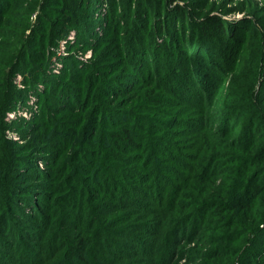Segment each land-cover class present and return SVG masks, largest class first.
<instances>
[{"label":"trees","instance_id":"1","mask_svg":"<svg viewBox=\"0 0 264 264\" xmlns=\"http://www.w3.org/2000/svg\"><path fill=\"white\" fill-rule=\"evenodd\" d=\"M12 1L0 0V24ZM144 1L109 0L102 36L91 28L73 47L93 61L53 82L43 71L79 17L68 25L41 12L40 52L7 73L45 88L28 155L16 159L10 144L1 154L0 264H264V72L249 110L211 112L243 28L204 21L190 36L206 52L181 54L158 22L167 4ZM124 29L137 42L124 44ZM148 49L153 65L138 59ZM256 56L264 63V44ZM11 214L28 216L22 228Z\"/></svg>","mask_w":264,"mask_h":264},{"label":"rangeland","instance_id":"2","mask_svg":"<svg viewBox=\"0 0 264 264\" xmlns=\"http://www.w3.org/2000/svg\"><path fill=\"white\" fill-rule=\"evenodd\" d=\"M41 1L42 4L40 5L39 2ZM45 1L46 3L43 5V0H13L10 3V9L8 7V13L6 12L5 17L1 20L0 127L2 129L0 130V175L3 171V164H1L3 159L1 154L4 149L8 148V144L12 145L11 148L13 150H18L15 156L16 159H19L27 156L29 153L26 148L21 149V147L29 143L31 138H37L36 135H32L33 132L31 133V131L27 130L30 128L33 130L32 125L35 124L40 114L39 95L43 92L45 86L43 83H38L37 88L31 91V89H28L29 86L25 83L26 81L29 82L26 78L27 75L16 73L13 79L12 76L8 79L7 73L13 69L15 64L18 65L19 58L26 54H30V52H32L31 54L33 55L36 52H40L39 48L41 43L35 38L40 30L39 17L41 16V12L45 11L44 14L50 16L49 20H57L59 22L66 20L68 25H72L70 20L79 17L77 22L78 30H71L64 38L60 39L57 48L52 49L53 54L49 60V65L45 67L43 71V74L47 75L45 78L47 80L51 78L52 81L54 79L52 76L61 74L64 67L72 68L78 63V67H82L87 65V62L93 61V53L91 50L82 52L79 49L73 50V47L77 43L78 38H81L79 34L83 36L85 32L90 31L91 28H94L98 36H102L101 27L104 24V13L105 10L110 8L109 0H94L91 4H89L87 0H72L66 3L65 0ZM113 1L115 4H118L117 2L121 3L124 0ZM157 1L167 4V6L164 7L166 8V12L163 11V13H161L158 22L165 27L168 25L170 26V37L177 43H182L180 44L181 49L179 50L181 54L186 52L189 56H193L198 51V48L200 49L202 47L198 43L195 45L192 44L193 39L190 34L194 27H198L204 21L215 22L214 20L216 19L218 24H227L237 28H243V38L246 39L244 50L239 54V60L236 61L234 65L230 64L228 70H226L225 77H223L224 83L220 91L221 96L219 97L218 95L217 103L215 105L213 104L214 108L211 109V112L217 109L216 113L218 114L228 108L231 112L234 110L242 112L247 109L249 110L250 106L254 105V101L253 99L250 101L248 96L257 99L255 96H258L257 92L261 86L262 74L264 72V63L257 61L258 56H256L257 49L262 48L264 44V0ZM96 2L98 3L96 4ZM67 4L70 5H68V9H65L66 7H64V5ZM144 4L147 10H154L151 6V0H145ZM47 6L53 9L49 10ZM94 9L97 12L92 14L91 10ZM76 10L77 12L75 13ZM63 11L68 14L63 15ZM113 11L123 16H128L129 14L125 8L120 6L114 7ZM154 21V19L150 20V27L154 24ZM122 24L124 25L125 23L122 22ZM73 25H75V21ZM125 29L124 33L126 35L124 36V44L137 42V40H134L130 36V31H126ZM227 30H229L228 32L231 31V29L228 28ZM60 32L61 30L59 33ZM234 34L235 38H239L240 35L237 32ZM226 36H229V33L226 34ZM218 40L219 39H217V41ZM130 48V46H124L122 50L130 51ZM70 49L73 51L71 52ZM199 51L205 50L200 49ZM143 53L145 55L138 59L143 62L149 61L151 62L149 64L153 65L155 62L154 58L156 57L154 51L148 49V51ZM175 53H178V51L176 50ZM136 54L138 53L136 52ZM37 56H41V54ZM73 56L75 60H70V57ZM96 56L97 55L94 54V57ZM209 64L215 66L214 61ZM23 69L24 67H22V65H18V70ZM76 69L79 70L78 68ZM214 71H216V69H214ZM210 72H213V69ZM6 95L7 99H5ZM1 105H5V109H3ZM257 106H259L260 109V105ZM219 127L220 125L216 124V128ZM231 130H234L233 126H231ZM234 132L237 134V131L234 130ZM31 141L34 140H30V142ZM25 164L26 168L31 165L30 163ZM36 165L39 171L44 170L42 161H37ZM5 176L9 177L7 175ZM0 183H2L1 179ZM24 212L27 214L28 209H25ZM11 215L12 216H9V220L12 223H16L20 228L23 227L25 219L28 217L23 216L24 219L22 220L23 217L19 218L17 214ZM29 224L32 223L29 222ZM0 234L7 235L3 230H0ZM12 238H14L13 235L11 238H8L7 241H2L3 248H5L7 242H10ZM1 261L8 263L9 258H3Z\"/></svg>","mask_w":264,"mask_h":264}]
</instances>
